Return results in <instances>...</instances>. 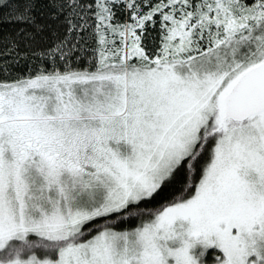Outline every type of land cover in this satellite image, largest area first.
<instances>
[{
    "label": "snow or ice",
    "instance_id": "6c2138e0",
    "mask_svg": "<svg viewBox=\"0 0 264 264\" xmlns=\"http://www.w3.org/2000/svg\"><path fill=\"white\" fill-rule=\"evenodd\" d=\"M0 264H264V0H0Z\"/></svg>",
    "mask_w": 264,
    "mask_h": 264
}]
</instances>
